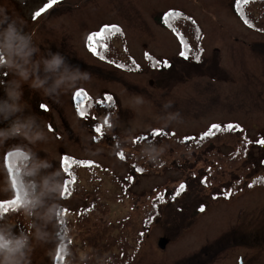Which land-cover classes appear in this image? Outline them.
Returning <instances> with one entry per match:
<instances>
[{"label": "rangeland", "instance_id": "1", "mask_svg": "<svg viewBox=\"0 0 264 264\" xmlns=\"http://www.w3.org/2000/svg\"><path fill=\"white\" fill-rule=\"evenodd\" d=\"M236 1L57 0L45 8L51 0H0L33 34L40 49L34 60L59 52L67 63L89 74L87 81L64 94L44 96L28 84L22 87L29 104L25 115L48 122L51 142L44 147L54 158L52 170L63 172V221L81 228V237L64 236L58 221L54 242L34 247L33 264H60L59 246L66 238L76 255L70 264H79L78 250L87 249L110 258L111 264L114 256L121 264H264V145L259 143L264 139V28H249L236 12ZM262 7L254 9L259 19ZM176 10L190 18L185 21L187 35L195 26L201 29L205 55L199 64L195 52L184 59L177 33L159 24ZM112 26L121 31L104 33ZM97 33H104L103 38L96 36L104 45V59L89 48L88 38ZM115 61L126 65L118 67ZM0 78L13 76L5 72ZM76 91L89 96L82 97L86 119L79 115ZM137 96L145 102L133 106ZM168 101L169 111L179 112L180 119L164 126L162 105ZM105 118L111 127L104 124ZM214 124L239 128L200 140ZM97 126H102V135ZM153 130L170 137L155 139V144L169 146L160 167L136 158L146 142L132 143L141 135L152 139ZM188 137L196 139L177 142ZM17 147L33 148L21 138L7 141L0 148L5 164ZM184 148L191 149L190 157H176ZM96 149L102 151L89 154ZM38 155L47 156L43 151ZM133 165L144 171L138 173ZM7 199L0 195V205ZM152 204L160 211L149 210ZM86 209L90 215L82 220ZM0 214L16 220L17 233L27 230L23 216L12 214L10 207ZM148 220L155 222L150 228ZM164 240L167 245L160 248ZM126 251L129 257L122 255ZM90 262L96 264L95 259Z\"/></svg>", "mask_w": 264, "mask_h": 264}, {"label": "clouds", "instance_id": "2", "mask_svg": "<svg viewBox=\"0 0 264 264\" xmlns=\"http://www.w3.org/2000/svg\"><path fill=\"white\" fill-rule=\"evenodd\" d=\"M39 52L33 34L25 30L22 18L0 4V77L5 72L13 76L7 81L0 78V89L4 92L0 98V124H6L0 127V148L15 138H21L35 148L17 147L8 154L6 164L5 157L0 155V195L8 197L7 204L0 209L10 207L12 214H21L27 228L17 233L14 230L16 220L11 215L7 219L0 215V264H33L34 247L53 243L57 222L64 219L60 203L64 192L63 172L60 168L52 170L54 158L44 147L51 142L48 122L34 114L25 115L29 104L24 99L22 87L28 84L44 96L64 94L87 81L89 74L67 63L59 52L49 51L47 56L34 60ZM144 102L143 97L137 96L131 104L140 106ZM162 108L164 126L180 119L179 112L169 111L171 101L163 103ZM39 151L46 153V158L39 157ZM100 151L102 149H96L89 154L96 155ZM168 152L167 144H144L136 158L144 164L160 167ZM181 155L190 157L191 149L175 152L176 157ZM61 250L72 255L66 249ZM93 259L96 264H111L108 257H94L91 249L80 253L79 264H89Z\"/></svg>", "mask_w": 264, "mask_h": 264}, {"label": "trees", "instance_id": "3", "mask_svg": "<svg viewBox=\"0 0 264 264\" xmlns=\"http://www.w3.org/2000/svg\"><path fill=\"white\" fill-rule=\"evenodd\" d=\"M243 0H237L236 2V5H235V9H236V12L238 13V15L240 16V15H242L244 18H247L248 16H255V18L253 19V21L251 22L250 20V22L252 23V25H253V27L254 28H258L259 30H260V28H264V12L263 13H261V14H259V15H262L263 17L262 18H257L256 17V15H257V13H256V11L254 10L255 8H257L258 7V5H260L261 3H263L264 4V0H247V2L245 3L244 1L242 2ZM244 5V6H243ZM245 9H248L249 10V12L248 13H245ZM262 10H264V7H262ZM175 13H180L181 15L180 16H178V17H176V16H174V17H171V18H169V23H165V21H164V19L163 18H160L159 19V24L162 26V27H164V28H166V26H168L169 28H171V30L172 31H175L176 33H177V37L178 38H180L181 36H183V38L187 41V44H188V46H189V48L191 49V51L190 52H195V55H199L200 56V63H201V61H202V59H203V57H204V55H205V48H204V45H203V42L204 41H202V38H201V36H200V34H201V29H199L197 26H195L194 28H193V32L191 33V34H189V35H187L186 33H185V21H189L190 20V18L188 17V16H186L183 12H180V11H178V10H176V12ZM241 17V16H240ZM248 20V19H247ZM197 30H199V36L197 35ZM203 45V46H202ZM97 51L98 52H100L101 50H100V47H97ZM189 52V55H191V53ZM153 59V58H152ZM194 59H195V57H194ZM110 62H112L111 60H109ZM153 62L155 63V61H154V59H153ZM114 64H116V65H123V66H125L126 65V63L124 62V61H115L114 62ZM199 64V63H198ZM110 95H107L106 96V99H107V97H109ZM84 97H86V98H89V96H84ZM112 97V96H111ZM84 100L85 99H83V98H80V99H78V101H77V105L79 106V107H83V108H85L86 109V103L84 102ZM113 101V97H112V100L111 101H109V102H112ZM75 169V167L73 168V170ZM76 174H73V176H75ZM98 194H100L99 192H94L93 193V197H98ZM156 208V207H155ZM155 208L153 207V204L150 206V208H149V210H151V211H155ZM159 208V206L157 205V211L159 212L160 211V209H158ZM89 209V208H88ZM88 209H86L85 211H84V213L82 214V216H81V218L80 219H82V220H84V219H86L89 215H90V213L89 212H87V210ZM149 210H148V212H146V214H147V216H149ZM5 213V212H4ZM1 215V214H0ZM160 215L161 214H159V216L158 217H160ZM158 217H156V218H158ZM149 218V217H148ZM156 218H155V220H156ZM75 221V220H74ZM60 223H59V227H60V229H61V231H62V234L65 236V235H69L70 233H72V234H74L76 237H81V228H80V226H73L72 228H70V227H68L67 225H66V223L64 222V221H59ZM77 222V221H76ZM148 222H149V220L148 221H146L145 222V224H146V226H147V228H150L151 226H153V224L155 223L154 221H153V224L151 223V222H149V224H148ZM75 224V223H74ZM105 225V224H104ZM145 226V227H146ZM58 227V228H59ZM87 234H88V232H86ZM144 235V234H143ZM60 249H66L67 251H72V248H71V243H70V241H69V239H65L64 240V242H62V243H60ZM92 250V253H93V256L94 257H97V255H96V253H95V250L94 249H91ZM61 252V253H60ZM59 252V257H58V262H60V264H69V262H70V260L73 258L74 260H76V255L73 253V252H71V256H69V255H67V252H65V251H60ZM78 258H79V256H80V253H81V251L80 250H78ZM122 255L123 256H125V257H129V255H128V252L126 251L125 253H122ZM114 258V260H113V264H121L119 261H117L115 258V256L113 257ZM74 263V261H72V264ZM89 264H91V262L89 263Z\"/></svg>", "mask_w": 264, "mask_h": 264}, {"label": "snow or ice", "instance_id": "4", "mask_svg": "<svg viewBox=\"0 0 264 264\" xmlns=\"http://www.w3.org/2000/svg\"><path fill=\"white\" fill-rule=\"evenodd\" d=\"M56 2H57V0H51V3L47 4L45 6V8L52 7V4L53 3H56ZM244 2L246 3L247 0H244ZM40 14H41L40 12H36L35 13V15L37 17L40 16ZM180 15H181L180 13L168 12L166 14V16L164 17V21L167 24V23H169V18L174 17V16L178 17ZM244 22H245V24H247V26L249 28H252L253 27L252 23L249 20H247L246 18L244 19ZM113 31L114 32H120L121 30H120L119 27H116V26H112L111 28H105L104 29V33H109V32H113ZM104 33H97L95 36H90L88 38L89 39V48L92 50L93 54L100 56L101 59H104V56L100 52L97 51V47H104V45H101L100 44V41L99 40H96V36H99V37L103 38ZM197 35L199 36V30H197ZM94 40H96V46H93V44H92V41H94ZM180 40H181V43H182V50H181L180 55L184 59L187 60L189 58V52L191 51V49L189 48V46L187 44V41L183 38V36L180 37ZM148 59L151 60L152 58L149 56ZM195 60H196L197 63H199L200 62V56L197 55L195 57ZM117 66L118 67H121V68L124 67L123 65H117ZM165 66L166 67H170L171 65L168 64L167 62H165ZM84 96H86V93H83L82 91H76L75 92V98H77V99H80V98H82ZM107 99L109 101H111L112 100V97L109 96V97H107ZM97 103H99V101ZM42 108H44V110L47 111L46 106L42 105ZM78 112H79V115L82 118H85V119L87 118V116H88L87 109H85L83 107H79L78 108ZM104 124H107L108 127H111V124L108 123V119L107 118H105ZM236 128H239V126L238 125H233V124H228V125H226V126H224L222 128L221 125L214 124V125L211 126V129L208 130V131H206L205 133H203L199 137V139L200 140H203V139H205L207 137H212L214 135V132H216V133H219L221 131L230 132V131H232L233 129H236ZM241 131H242V129H241ZM96 132L98 134H101L102 135V126H97ZM150 135H151L152 139H149V136L148 135H141L138 138L133 139L132 143L133 144H136V143H144V142H146L147 144H151V143H154L155 142V139L156 138H170L169 137V134L166 133V132H164V131H162V130H153L150 133ZM172 135H175V134H172ZM195 139H196L195 137H188V138L179 139L177 142H180V143H188L190 140H195ZM248 143H251V141H249ZM259 143L261 145H264V139H261L259 141ZM117 146L119 147V145H117ZM118 155H119V157H120L121 160L125 159V153L123 151L119 152ZM73 163H75V161H73ZM85 163H87V162H85ZM68 164H69V159H68V157H65L64 158V165H65L64 170L66 172L68 171ZM133 167L136 169V171L138 173H142L144 171L143 168L137 167L136 165H133ZM260 182H264V179H262ZM249 187H252V185H249ZM184 188H185V185L184 184H181L180 185V190H184ZM65 191H67V188H65ZM177 195H179V192H177ZM173 199H175V197H173ZM157 200L161 201L162 203L164 202L162 196H158L157 197ZM0 207H4V205H0ZM153 207L155 208L156 205L154 204ZM200 211L203 212L204 211V208L201 207L200 208Z\"/></svg>", "mask_w": 264, "mask_h": 264}, {"label": "water", "instance_id": "5", "mask_svg": "<svg viewBox=\"0 0 264 264\" xmlns=\"http://www.w3.org/2000/svg\"><path fill=\"white\" fill-rule=\"evenodd\" d=\"M164 241H165V240H164ZM164 241H161V242H160V248H163L164 245H167V242H166V241L164 242ZM162 242H163V244H161Z\"/></svg>", "mask_w": 264, "mask_h": 264}, {"label": "bare ground", "instance_id": "6", "mask_svg": "<svg viewBox=\"0 0 264 264\" xmlns=\"http://www.w3.org/2000/svg\"><path fill=\"white\" fill-rule=\"evenodd\" d=\"M186 187V186H185Z\"/></svg>", "mask_w": 264, "mask_h": 264}]
</instances>
